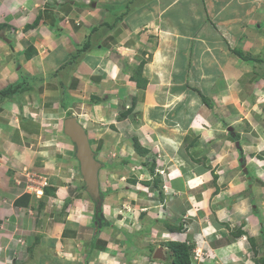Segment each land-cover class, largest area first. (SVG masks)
Wrapping results in <instances>:
<instances>
[{
  "label": "crops",
  "instance_id": "0c3cea01",
  "mask_svg": "<svg viewBox=\"0 0 264 264\" xmlns=\"http://www.w3.org/2000/svg\"><path fill=\"white\" fill-rule=\"evenodd\" d=\"M11 1L0 3L10 9L0 24L12 27L8 35V29L0 32V264L139 262L134 257L143 253L125 223L96 229V202L85 189L64 121L74 116L85 129L105 162L100 174L146 162L152 152L162 164L176 153L191 166L173 115L180 107L183 125L200 131L223 173L242 165L228 177L236 197L217 206L219 220L231 229L218 231L245 232L234 235L231 248L224 246L225 260L237 251L245 255L242 237H251V260L259 264L264 0ZM139 69L148 84L144 92L134 78ZM175 89L179 94L169 92ZM176 104L169 118L165 107ZM136 140L142 156L132 146ZM112 150L117 156L110 160Z\"/></svg>",
  "mask_w": 264,
  "mask_h": 264
},
{
  "label": "rangeland",
  "instance_id": "374dc122",
  "mask_svg": "<svg viewBox=\"0 0 264 264\" xmlns=\"http://www.w3.org/2000/svg\"><path fill=\"white\" fill-rule=\"evenodd\" d=\"M1 1L3 2L5 0ZM7 1L8 3L9 1L12 2L11 0ZM27 3V0L23 1V4ZM9 11V4L7 5L6 2L2 3V7H0V22L2 21V17H4ZM7 26H9V24H7ZM29 26L30 25L25 29L27 30ZM7 29L8 28H5V31ZM11 29L12 27L8 29L7 35ZM197 29L199 30L198 27L192 29V32ZM9 35L11 36V34ZM15 35L17 36L18 34ZM147 85L146 82V86ZM136 91L134 90L130 95L134 96ZM144 91H146L145 87H143V92ZM169 92L179 94V91H176V89L170 90ZM198 92L199 96L206 98L202 91L199 90ZM206 99H208L207 104H210L211 102L209 101H211V99ZM130 102H132V99ZM134 106L136 107V105ZM177 108V104L174 108L173 106L172 108L165 107V109H167L166 111H168L166 114L169 118H172L173 115L178 117V127H181L179 130L184 137L186 136L184 146L186 149L185 154L192 162H194V164L197 163V165H199V167H197L199 173L194 169V164L191 166L185 164L176 153L174 154L176 156L173 157L174 161L171 159V161L168 162L167 159H165L166 163L163 164L159 162V159L155 162V159L159 158L160 155L159 153L154 154L152 152L151 154L146 155L153 158V160L152 158L146 160H151L148 165L149 167L142 166L140 160L137 164L132 165L133 167L127 166V170L118 173L108 169L101 174L102 186L100 187V190L103 192V201L101 207L96 210V214L99 215L96 216L95 227L100 231L103 227H108L107 224L109 221H119L123 225L125 223L126 226L123 227L125 229H131V231L134 232H132L135 235V238L132 240L134 243L133 246H135V248L137 247V249L143 253L142 251L144 250L145 252L148 250L151 247V244L161 241V233L157 232H164L165 228L168 229L173 222L174 226L178 225L182 227L181 231L176 230L177 234L173 239L179 241L188 239L189 241H187V243L193 246L192 254L195 253L194 249H197V253L201 251L202 256L196 255L192 258V261L195 264H254L251 259L255 256V252L253 251L250 240H245V237H242L244 239L245 255L242 253L243 251H237L234 252L231 259L225 260L224 258L228 254L227 250H223L224 246L228 245L227 248H231V243L236 241V237L230 231V233L228 232L229 234H224L218 231V229L220 230V227H224V229L226 228L228 230L231 229L230 226L221 225L217 206L225 203L227 207L226 197L231 196L233 199L236 197L229 192L228 183L230 182L229 178L232 175V172L240 171L242 165H237L234 168L227 167V169H224L225 172L223 173L221 169L224 168V165L217 162V160H211L208 155L209 151H207L209 146L204 143L205 139L202 138L200 131L186 129L185 125H183L186 121L181 120V118L186 117L184 114L186 111L183 112L181 107L178 111ZM183 108L187 110L186 107ZM175 109L177 110L172 115L173 110ZM261 121L264 122L263 120ZM102 122H105V120ZM262 122L260 124H263ZM196 125L197 123L195 126ZM126 136L127 133L125 137ZM132 143V146H136L140 151V153L136 151L137 153L140 155L144 154L138 140L135 142L132 141ZM208 149L210 150V148ZM102 154L104 155V153ZM116 156L117 153L112 150L108 159H113L112 157ZM135 156L139 157L137 155ZM139 163L141 164L139 165ZM148 168H150L151 171H149ZM228 170L231 172L230 174L227 173ZM141 171L142 173H140ZM206 174L207 177H205ZM129 175L130 177L127 179V176ZM208 175L210 177H208ZM220 176H222V178L218 179ZM219 181L220 185L218 184ZM201 187L204 189L203 192L201 191ZM198 196L201 198L199 199ZM155 199H157L156 203L152 204ZM262 208L264 210V207ZM107 209L110 210V212ZM191 210L194 211L192 215L190 214ZM107 213H109V215H107ZM258 214L262 221H264L261 211H259ZM162 219L165 221H161ZM167 221L168 224H166ZM127 224L129 228H127ZM144 226H147L148 230L139 233V228H143ZM181 232H184V234ZM156 233L158 234L159 240L156 239ZM116 242H118V239ZM228 242L230 243L227 244ZM117 246L119 245L114 247ZM116 250V253H119L118 249ZM166 251H168V255L165 258V261L169 260L170 262L171 250L166 249L165 252ZM220 253L222 254L220 255ZM260 255L261 254L258 253L259 257ZM136 257L141 260L135 264H164L161 263V260H157L156 262L152 260V257H148L147 255L142 257V255L139 254L134 258Z\"/></svg>",
  "mask_w": 264,
  "mask_h": 264
},
{
  "label": "water",
  "instance_id": "95a60500",
  "mask_svg": "<svg viewBox=\"0 0 264 264\" xmlns=\"http://www.w3.org/2000/svg\"><path fill=\"white\" fill-rule=\"evenodd\" d=\"M64 132L76 145V157L85 182V189L96 202V210L101 207L103 197L100 191V170L102 163L96 158L88 134L74 116L64 121ZM160 256V255H159ZM158 257V255H155Z\"/></svg>",
  "mask_w": 264,
  "mask_h": 264
},
{
  "label": "trees",
  "instance_id": "16d2710c",
  "mask_svg": "<svg viewBox=\"0 0 264 264\" xmlns=\"http://www.w3.org/2000/svg\"><path fill=\"white\" fill-rule=\"evenodd\" d=\"M6 27L5 24H0V32H2V30ZM237 54H239L241 57H243L244 59H250V56H245L242 55V53H240L239 51L236 52ZM141 69H139L138 73L134 76V78L137 80L138 86L141 87H145L146 86V80L142 79L141 80V75L140 73ZM6 92H11V89H7ZM203 99H205L203 97ZM143 149V148H141ZM148 151V150H147ZM99 215V214H98ZM168 224V222H167ZM170 230H177V231H181L182 227L180 226H174L171 224V226L169 227ZM140 229V228H139ZM145 231V229L141 228L139 233H143ZM245 232L243 231V229L239 228L238 231L232 233L235 236H241L242 234H244ZM133 237H131L130 239L132 240ZM169 249L171 250V262H168L167 264H192V248L193 246L188 244L186 241H177V240H169L164 242ZM132 244L133 241H132ZM264 258L261 259V261H258L259 264H264L263 263Z\"/></svg>",
  "mask_w": 264,
  "mask_h": 264
},
{
  "label": "clouds",
  "instance_id": "9594fccd",
  "mask_svg": "<svg viewBox=\"0 0 264 264\" xmlns=\"http://www.w3.org/2000/svg\"><path fill=\"white\" fill-rule=\"evenodd\" d=\"M70 117V116H69ZM94 150V149H93ZM95 151V150H94ZM149 151V150H148ZM95 153H96V151H95ZM142 156V155H141ZM96 158L102 163V168H101V170L102 169H104V164H105V162L104 161H102V160H100L99 159V157H98V154L96 153ZM149 162L150 161H146V162H144L143 160L141 161V163H139V165L141 164L142 166H147V167H149L148 165H149ZM153 162V161H152ZM155 162H157V158L155 159ZM170 162V161H169ZM153 165V164H152ZM151 165V166H152ZM154 166V165H153ZM152 166V167H153ZM131 167H133L132 165H131ZM149 169V171H151L150 170V168H148ZM100 170V171H101ZM140 173H142V171L140 172ZM99 175H100V187L102 186V182H101V174L99 173ZM130 177V175L129 176H127V179ZM84 184H85V182H84ZM101 191V190H100ZM101 195H103V192L101 191ZM156 201H157V199H155L153 202H152V204L153 203H156ZM144 208H146V207H144ZM98 214H96V216H97ZM188 220H190V219H188ZM161 221H165L164 219H162ZM168 222V221H167ZM167 224V223H166ZM172 225H173V222L171 223ZM225 224V222H223V221H221V225H224ZM170 227V226H169ZM145 230H148V227L147 226H144L143 227ZM142 228V229H143ZM140 229H141V227H140ZM157 233H161V241H159V242H156L155 244H151V247L148 249V250H146L145 252H144V250L142 251L143 252V254H142V257L143 256H150V257H152V260H154V261H156L157 262V260H161V263H164V264H167L168 262H169V260H167V261H165V258L167 257V255H168V251H166L165 252V250L166 249H168L169 250V247L164 243V242H166V241H169V240H175V239H173L174 237H175V235L177 234V231L176 230H170V228H168V229H166L165 228V230H164V232H157ZM156 233V234H157ZM182 234H184V232H181ZM156 239H158V234H157V236H156ZM250 239V242L251 243H253V240L251 239V237L249 238ZM159 240V239H158ZM177 241H179V240H177ZM184 241H189L188 239L186 240H184ZM151 242H153V241H151ZM164 248H165V250H164ZM162 250V251H161ZM194 252L195 253H193L192 254V258L194 257V256H196V255H201L202 256V253H201V251L199 252V253H197L198 251H197V249H194ZM145 254V255H144ZM141 255V254H140ZM155 255H158V257H155ZM160 255V256H159ZM262 258H264V257H261L259 260H261ZM145 260H147V259H145ZM172 261V259L170 260V262ZM192 264H195L193 261H192ZM197 264H199V263H197Z\"/></svg>",
  "mask_w": 264,
  "mask_h": 264
},
{
  "label": "built area",
  "instance_id": "2783aa9c",
  "mask_svg": "<svg viewBox=\"0 0 264 264\" xmlns=\"http://www.w3.org/2000/svg\"><path fill=\"white\" fill-rule=\"evenodd\" d=\"M41 192V191H40Z\"/></svg>",
  "mask_w": 264,
  "mask_h": 264
}]
</instances>
